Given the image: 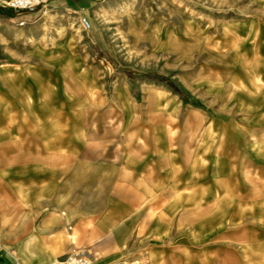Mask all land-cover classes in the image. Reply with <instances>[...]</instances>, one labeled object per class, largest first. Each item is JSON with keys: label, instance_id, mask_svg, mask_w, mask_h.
<instances>
[{"label": "crops", "instance_id": "0c3cea01", "mask_svg": "<svg viewBox=\"0 0 264 264\" xmlns=\"http://www.w3.org/2000/svg\"><path fill=\"white\" fill-rule=\"evenodd\" d=\"M172 1L137 63L0 17V264H264V0Z\"/></svg>", "mask_w": 264, "mask_h": 264}, {"label": "rangeland", "instance_id": "374dc122", "mask_svg": "<svg viewBox=\"0 0 264 264\" xmlns=\"http://www.w3.org/2000/svg\"><path fill=\"white\" fill-rule=\"evenodd\" d=\"M7 1L9 0H0V7L9 9ZM117 1H120V4L114 11L110 6L103 7L107 0H94L86 6L79 2L69 4L60 2L58 7L51 1L46 8L40 9L37 16L40 18L43 15L42 27L49 26L45 31L44 43H56L58 38L65 39L68 33L62 28L72 27V32L75 33L73 37H76L77 42L87 44L92 63L101 58L102 49L107 53L104 55L106 57H118L125 62H142L151 44L150 35L146 34L153 19L151 16L158 13L161 8L164 9L167 0H136L131 4L127 0ZM171 2L173 1L170 0L169 3ZM171 4L174 5L175 2ZM183 4L189 5V8L198 5L203 9H211L209 0H188ZM127 7H130V10H127ZM145 10H150L147 17L144 15ZM49 11L55 16L45 18L46 12ZM55 11H59V17L53 13ZM83 18L88 19L90 28L84 25Z\"/></svg>", "mask_w": 264, "mask_h": 264}, {"label": "built area", "instance_id": "2783aa9c", "mask_svg": "<svg viewBox=\"0 0 264 264\" xmlns=\"http://www.w3.org/2000/svg\"><path fill=\"white\" fill-rule=\"evenodd\" d=\"M50 1L51 0H9L7 1V7L16 11H33L46 8ZM83 23L90 28V23L87 18H83ZM20 24H24V22H21ZM51 264H92V261L88 256L80 252H75L63 259L54 261Z\"/></svg>", "mask_w": 264, "mask_h": 264}, {"label": "trees", "instance_id": "16d2710c", "mask_svg": "<svg viewBox=\"0 0 264 264\" xmlns=\"http://www.w3.org/2000/svg\"><path fill=\"white\" fill-rule=\"evenodd\" d=\"M14 10L4 9L0 7V17H14Z\"/></svg>", "mask_w": 264, "mask_h": 264}, {"label": "bare ground", "instance_id": "6f19581e", "mask_svg": "<svg viewBox=\"0 0 264 264\" xmlns=\"http://www.w3.org/2000/svg\"><path fill=\"white\" fill-rule=\"evenodd\" d=\"M127 10H130V7H127Z\"/></svg>", "mask_w": 264, "mask_h": 264}]
</instances>
